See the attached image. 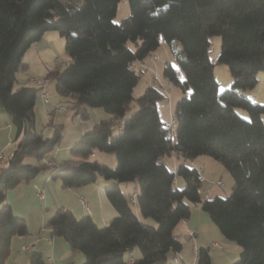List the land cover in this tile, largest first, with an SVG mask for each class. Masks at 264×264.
I'll list each match as a JSON object with an SVG mask.
<instances>
[{"label": "trees", "instance_id": "obj_1", "mask_svg": "<svg viewBox=\"0 0 264 264\" xmlns=\"http://www.w3.org/2000/svg\"><path fill=\"white\" fill-rule=\"evenodd\" d=\"M119 1L0 0V107L15 128L14 149L0 167V264L9 255L11 238L28 233L6 191L42 170L68 188L93 183L98 175L113 179L104 193L117 216L106 224L98 225L89 214L77 217L63 205L46 220L50 236H61L80 250L83 264H186L170 255L182 248L175 228L189 217L192 204L239 245L230 264H264V104L245 94L264 69V0H125L129 14L114 22ZM50 29L64 35L68 59L44 78L82 116L86 106H101L110 116L80 135L69 147L71 157L48 165L42 158L58 143L60 127L43 135L33 111L40 86L13 83L25 65V51ZM214 35L221 38L220 50L211 59ZM174 39L180 42L177 68L166 63L162 76L183 94L169 129L158 112L167 90L152 74V83L136 98L138 108L128 115L126 110L145 70L135 63ZM215 63L227 64L231 74L230 86L221 91ZM96 150L113 152L115 167L92 159ZM172 154L180 157L175 168L164 159ZM199 155L219 161L231 175L226 196L202 198L197 192L201 181L187 161ZM177 178L183 180L181 188ZM128 182L136 189L134 203L152 224L135 214L120 186ZM134 247L140 253L132 258ZM196 250L197 264H211L208 245ZM29 252L28 264H44L42 251Z\"/></svg>", "mask_w": 264, "mask_h": 264}, {"label": "rangeland", "instance_id": "obj_2", "mask_svg": "<svg viewBox=\"0 0 264 264\" xmlns=\"http://www.w3.org/2000/svg\"><path fill=\"white\" fill-rule=\"evenodd\" d=\"M128 14L129 6L127 2L125 0H120L118 2L113 21L120 22ZM44 38L46 40L45 48L38 50L35 48V46H30V48H28L23 54L22 62L25 63V65L17 70L16 78L13 83L14 87L21 84L35 86L37 84L33 81V79H43L44 77H46V74H48L50 70L63 65L67 61L68 57L65 52L64 35H61L57 30L50 29L45 32ZM220 39L221 38L219 35H214L211 37V44L209 47V56L211 59H215L219 53ZM128 45L131 48H134L131 41H128ZM179 49L180 42L174 39L167 43H161L155 51L151 52L150 55L144 59L145 65L148 67V69H145L142 72L140 79L133 88V99L129 104V109L126 110V115L130 114L132 111L138 108L136 98L141 93H143L147 85L152 83L151 73L157 72L158 76H160V81L163 84V87L170 94L169 97H167L165 93L166 96L158 102V111L161 118L166 122V124L169 123L170 113L173 112L175 108V100L179 99L183 93L177 85L173 84L172 82H165V78L162 76V69L166 63H170L172 67L177 68L175 55L176 52L179 51ZM151 55L153 57H150ZM154 61L156 62V65ZM135 68L138 69L143 67H141L138 63H135ZM213 73L218 85V90L221 91L222 89L228 88L230 86L231 74L227 64L215 63L213 67ZM256 76V84L252 88L246 89L245 94L252 102H259L264 104V69L258 71ZM48 89L50 90L51 98L50 103L47 104L48 106H46V108L44 106V103L42 104L39 98V93L37 94V98L33 107L34 123L36 128L42 131L43 135L45 136H51L54 132V128L56 126L60 127L61 137L58 143L50 152L46 154V156L55 157V162L58 163L64 159L71 157L69 147L80 137V135L85 130L91 128L99 120L109 117L110 113L101 106H86L87 114L85 116H82L79 109L73 105V101L70 98L62 96L56 92L52 81H50ZM168 99L171 102L170 106L168 105ZM60 105L64 108L62 110H55V107H58ZM47 108H49L48 115L46 112ZM237 111L242 116L247 117V112L242 108H237ZM261 118L264 122V112L261 113ZM0 125L3 128L5 126V122L0 121ZM2 128H0V130ZM5 152H7V149L5 150ZM205 157H209L216 163L215 165L217 167H215V170L212 169L214 174L219 175L221 173V171L218 169H222V171H225V174L220 176L222 185L216 184L215 187L210 191L209 196H213V193L215 191L218 192L220 196H226L231 191L233 185V179L231 175L227 172V170H224L225 168H223L222 164L219 161L207 155H205ZM91 158L105 163L107 166L112 168L116 165V157L113 152L96 150ZM32 160V158H26V161ZM165 161L167 162V164H171L172 162L169 156L165 158ZM48 173L49 170H42L35 177H43L44 180V176ZM55 180L59 181L58 183L61 187L60 180ZM35 182L38 186L43 185V182ZM112 182L113 179L104 178L103 176L98 175L96 181L93 182L92 187L94 188V191L87 199V201L91 203L92 213L95 214L94 217L95 220H97V222H95L98 225L105 224L101 221L100 218H106L108 222L109 220L117 216L116 210L112 208L113 206L108 201L104 193V187L111 184ZM176 185L178 188H181L183 186L180 178H177ZM120 186L126 193V196L130 201V205L136 211L138 216L140 218H144L139 210V207L136 205V203L133 202L131 198L134 189L133 184L131 182H128L122 183ZM74 189L76 188L65 187L61 194H63L62 196L65 198L64 200H66L68 204V206L65 207L69 208L77 217H80L87 212H84L85 210L79 202L78 193ZM32 191L34 198H30L31 204L37 206L39 209L41 208L45 210L44 214L45 216H47V218L54 212V210L58 206L62 205L57 201V196L59 195V193H56V191L52 188L49 189L48 187H46V196L43 200L37 197L34 187ZM50 199H52L54 203L53 201L50 202ZM45 201L46 203L49 201V203L46 205V209L44 208ZM81 209H83L84 211ZM192 209L195 208L192 207ZM147 218L154 222L151 217ZM195 219L198 220V217ZM208 222V225L202 226L201 230L203 231V233L201 234V237L217 238L216 236L219 235L218 227L209 218ZM44 232L47 233L46 231ZM48 239H50V243L48 242ZM53 240L55 241L52 242ZM199 240L200 238L196 240L193 239L192 242L190 241L185 244L187 247V252L189 254L187 255L189 256V260L191 261V263L189 262L188 264H192V261L193 264H197V259L195 258V255L197 256V246L196 249L193 250V247L191 245L192 243L194 244V242L198 243ZM219 245L220 247H216L212 244L209 245L208 243L212 264H230L237 259L238 252H234V250L228 248L225 245H222L221 243H219ZM36 247L37 248L35 250L42 251L45 256L44 264H83L84 261L83 253L80 250L71 249L68 242L61 236H50V234H48L45 238H43V241L36 244ZM19 248L21 247H16V244H14V251L12 252L13 254L11 253V256L7 260L6 264H28V257L30 253L29 251L31 249L29 251H21L22 249L20 250ZM134 250L139 255L140 252L138 247H134ZM48 256L52 257L54 263L47 261L46 258Z\"/></svg>", "mask_w": 264, "mask_h": 264}, {"label": "crops", "instance_id": "obj_3", "mask_svg": "<svg viewBox=\"0 0 264 264\" xmlns=\"http://www.w3.org/2000/svg\"><path fill=\"white\" fill-rule=\"evenodd\" d=\"M44 36H45V32L39 40L32 43L30 46H35V48L38 50L45 48L46 40H45ZM154 63L156 65L155 61H154ZM168 87H169V85H168ZM169 92H170V90H169ZM39 98L43 104L44 102L40 96H39ZM170 104H171V102H170ZM44 106L46 108V106H48V105L46 103H44ZM5 114H7V113L5 111H3L0 107V121L5 122V126L3 128L0 125V128H2L0 130V151L3 152V156L0 159V167L7 163L8 158L10 157L12 150L14 149V140H13L14 139V126L11 123L10 115H8V114L5 115ZM159 116H160V114H159ZM160 118H161V116H160ZM6 149H7V152H5ZM174 155L172 154L171 156H169L172 162H171V164H168V165L171 168L176 166L177 163L180 161V157L177 155H175V156ZM51 158L53 159V162H55V157L51 156ZM187 162L189 164L193 165L194 167H201L202 168L204 180L201 181V187L204 191H207L208 197H211V196H209V193L216 185V184H213L212 181L215 179H221L220 176L225 174L224 173L225 171H222V169H218L221 171V173L219 175L214 174L212 169L215 170V167H217L215 165L216 163L214 161H212V159H210L209 157H205V155L196 156L194 159L188 160ZM224 170H226V169H224ZM44 177H45L44 180H43V177H41V178L40 177H34L30 181H22L18 185H16L15 187L10 188L6 191V194H5L6 201L11 205L12 210L16 215H19L25 219V221L27 223V227H28V233L24 234V235H19V236H13L11 238L10 252H9V255L6 259L5 264L7 263V260L10 258L11 253L14 251V244H16V247H21L22 245H28L31 247L30 249H36L37 248L36 244L38 242L43 241V238H45L48 234H50L49 227L46 226L47 216H45V214H44L45 210H43L41 208L39 209L37 206L32 205L30 202V198L31 197L34 198V196L32 194L33 187H34V185L38 186L35 181L43 182V185L39 186V187L44 188L45 191H46V187H48L49 189H51V188L54 189L56 191V193H59V195L57 196L58 197L57 201L64 206H68L66 200H64L65 198L62 196L63 194H61V192H63L65 187L62 185L60 187V184L58 183L59 181H56L55 179L52 180L49 177V173L46 174ZM50 180H52V181H50ZM181 182L183 183L182 179H181ZM92 186H93V183H88V184H84V185H81L78 187H72V188H76L74 190L78 193V197H84V198L88 199V197L94 191V188ZM134 189H135V186H134ZM214 195H219V194H218V192L215 191L213 193V196ZM49 201L52 202L53 200L50 199ZM49 201L47 203L45 201V204H44L45 209H46V205L49 203ZM53 203H54V201H53ZM89 205H90V214L89 215H91L92 219L97 222V220H95V217H94L95 214L92 213V208H91L90 202H89ZM112 208H114V207H112ZM193 208H195V209L191 208V212H190L189 217L180 220L178 222V224L176 225V228H175L176 234L178 235L179 239L182 241L181 250L175 254V256H177L179 259L178 262H184L186 264H188L189 262L191 263V261L189 260V256H188L189 254H188L187 249H186L187 247L185 244H187L190 241L192 242L193 239L196 240L198 238H200L199 242L198 243L194 242V244L192 243V245H191L193 247V250L196 249V246H197V248L199 246H207L208 243L211 240H213V241H216L218 243H221L222 245L227 246L228 248H231L232 250H234V252H238V254H239V250H240L239 245L234 240L226 238L220 232V230H219V235L216 236L217 238H213V237L202 238L201 237V234L203 233V231L201 230L202 226L209 224L208 218L210 219V217H209L208 213L205 212L204 210H202L200 207L195 205V206H193ZM81 210H83V209H81ZM84 212L86 213V211H84ZM135 214L137 215L138 218H140L138 216V214L136 213V211H135ZM197 217H198V220L195 219ZM100 219L103 223H105V224L107 223L106 218H100ZM140 219L145 223H149V224L153 223L148 218H140ZM189 229L194 230L193 236H190L188 234ZM44 231H46L47 233H45ZM208 240H209V242H208ZM54 241L55 240H53L52 242H54ZM19 249L21 250V248H19ZM21 251H24V250H21ZM26 251H29V250H26ZM130 255L132 258L133 257L135 258L138 256V253L135 252L134 249H132V251H130ZM173 256H174L173 254L170 255V259L173 258ZM196 257L197 256L195 255V258ZM51 263H54L53 259H52ZM19 264H21V263H19ZM192 264H193V261H192Z\"/></svg>", "mask_w": 264, "mask_h": 264}, {"label": "built area", "instance_id": "obj_4", "mask_svg": "<svg viewBox=\"0 0 264 264\" xmlns=\"http://www.w3.org/2000/svg\"><path fill=\"white\" fill-rule=\"evenodd\" d=\"M150 57H153V56L151 55ZM138 64L141 67H143L145 69H148V67L145 65L144 60L139 61ZM151 74H152L153 79L155 80L156 83H161L160 82V80H161L160 79V76H158V73L157 72H152ZM33 81L38 86H40L39 96L41 97V99L43 100V102L46 103V104L50 103L51 94H50V90L48 89V85H49L48 79H46V78H43V79H33ZM166 95H167V97H169L170 94L168 93V91H166ZM168 102H169L168 105H170L169 99H168ZM63 108L64 107L60 105L58 107H55V110H62ZM46 112H47V115H48L49 114V108L46 109ZM174 123H175V117L173 116V113L171 112L170 113V120H169V123H168L167 127L170 129L174 125ZM2 156H3V152L0 151V159L2 158ZM42 161L44 163L48 164V165H50V164L53 163V159L51 157H49V156H44L42 158ZM173 168H175V166ZM196 170H197V173H198V176H199L200 181H203L204 180V176H203V173H202V168L201 167H196ZM212 183L213 184H217V185H221L222 184V180L221 179H215V180L212 181ZM34 189H35V194L37 195V197L39 199H42V200L45 199V196H46V193L45 192L46 191H45L44 188L34 185ZM135 190L136 189H134V192L132 193V197H131L132 200H133V202H135ZM197 192L199 193V195L202 198H207L208 197L207 191H204L202 189L201 185H199L197 187ZM79 202L82 205L83 209L88 214H90V205H89V202L87 201V199L84 198V197H79ZM192 205L195 206V204H192ZM188 234L190 236H193L194 235V230L189 229ZM48 242H50V239H48ZM209 244L210 245L212 244V245H214L216 247H220L219 243L216 242V241H210ZM30 248L31 247L30 246H27V245H22L21 246V249L22 250H30ZM46 259H47L48 262H52V257L48 256ZM173 260L174 261H178L179 259H178L177 256L174 255L173 256Z\"/></svg>", "mask_w": 264, "mask_h": 264}]
</instances>
